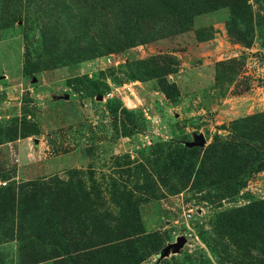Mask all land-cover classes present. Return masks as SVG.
Masks as SVG:
<instances>
[{
  "label": "rangeland",
  "instance_id": "374dc122",
  "mask_svg": "<svg viewBox=\"0 0 264 264\" xmlns=\"http://www.w3.org/2000/svg\"><path fill=\"white\" fill-rule=\"evenodd\" d=\"M73 174L82 264H264V0H0V189Z\"/></svg>",
  "mask_w": 264,
  "mask_h": 264
},
{
  "label": "trees",
  "instance_id": "16d2710c",
  "mask_svg": "<svg viewBox=\"0 0 264 264\" xmlns=\"http://www.w3.org/2000/svg\"><path fill=\"white\" fill-rule=\"evenodd\" d=\"M93 196L100 198V194L93 195L80 174H73L68 180L45 177L19 188L2 187L0 243L16 233L15 239H20L17 264H82L74 256L84 247L72 229L75 224H83ZM133 215L139 216L135 211ZM4 230L10 232L6 235ZM85 259L87 263L83 264L90 263L91 257Z\"/></svg>",
  "mask_w": 264,
  "mask_h": 264
},
{
  "label": "water",
  "instance_id": "95a60500",
  "mask_svg": "<svg viewBox=\"0 0 264 264\" xmlns=\"http://www.w3.org/2000/svg\"><path fill=\"white\" fill-rule=\"evenodd\" d=\"M205 142V138L204 136L200 135L196 138V141L191 142V145H203ZM186 238L182 237L177 243L172 244L173 246H175L176 249H179L183 246V244L185 243ZM167 249H169V247H167Z\"/></svg>",
  "mask_w": 264,
  "mask_h": 264
}]
</instances>
